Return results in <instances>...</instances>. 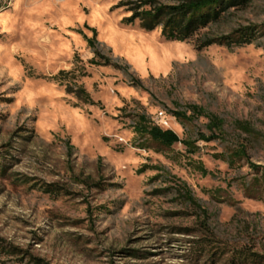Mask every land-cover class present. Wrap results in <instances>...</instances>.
I'll return each mask as SVG.
<instances>
[{"label": "rangeland", "instance_id": "374dc122", "mask_svg": "<svg viewBox=\"0 0 264 264\" xmlns=\"http://www.w3.org/2000/svg\"><path fill=\"white\" fill-rule=\"evenodd\" d=\"M121 1L0 0V264H264V33L199 48L264 0L184 42Z\"/></svg>", "mask_w": 264, "mask_h": 264}, {"label": "trees", "instance_id": "16d2710c", "mask_svg": "<svg viewBox=\"0 0 264 264\" xmlns=\"http://www.w3.org/2000/svg\"><path fill=\"white\" fill-rule=\"evenodd\" d=\"M254 0H122L119 7H127L131 16L123 22L127 25L138 23L146 32L156 29L162 30V35L171 41H188L203 30L225 20L232 11L246 10ZM118 8V7H117ZM264 33L263 26H250L233 31L221 37H206L200 45V49L214 45L224 46L228 49L244 47L253 44ZM93 46V42L90 41ZM150 137L164 146H172L179 143V137L172 131H164L159 127H153ZM203 140H207L203 138ZM257 168L258 167H254ZM57 193L58 191H52ZM16 249H6L0 246V252L13 256ZM225 251H216L213 258L223 257ZM251 255L239 252L234 258L241 262L250 260ZM254 257V256H253ZM256 257V256H255ZM256 260V259H255ZM257 262V261H255Z\"/></svg>", "mask_w": 264, "mask_h": 264}, {"label": "built area", "instance_id": "2783aa9c", "mask_svg": "<svg viewBox=\"0 0 264 264\" xmlns=\"http://www.w3.org/2000/svg\"><path fill=\"white\" fill-rule=\"evenodd\" d=\"M163 117V116H162Z\"/></svg>", "mask_w": 264, "mask_h": 264}]
</instances>
